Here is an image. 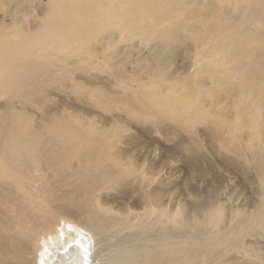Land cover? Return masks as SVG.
Masks as SVG:
<instances>
[{
  "label": "bare ground",
  "instance_id": "obj_1",
  "mask_svg": "<svg viewBox=\"0 0 264 264\" xmlns=\"http://www.w3.org/2000/svg\"><path fill=\"white\" fill-rule=\"evenodd\" d=\"M0 7L5 9L0 13V264H112L101 254L105 241L113 245L116 261L139 264L131 261L141 247L115 246L106 224L102 226L96 216L64 218L70 203L86 192L90 178L79 185L69 183L66 170L55 167L58 155L49 150L80 149L85 139L97 145L104 142L103 133L101 137L98 131L83 133L76 119L79 128L69 123L68 113H46V118L54 119L31 130L30 120L18 111L20 96L34 92L37 76L66 72L70 58L91 64L102 53L106 59L98 69L90 68L105 71L107 59L114 58L107 50L117 42L131 47L135 40V47L144 44L153 50L152 63L141 58L140 68L165 74L166 67L154 60L181 51L179 62L185 74L192 73V86L183 91L186 96L181 91L163 95L155 91L149 100L154 115L159 117L162 99L175 103L178 114L192 124L206 123L211 135H222V124L229 120L247 131L251 125L262 126V135L254 140L264 144V0H0ZM115 78L124 90L131 87L118 68ZM137 83L133 88L140 89L139 78ZM190 106L188 116L184 111ZM59 129L62 137L56 139ZM229 134L238 143V130ZM241 156L249 158L264 178V146L260 151L248 147ZM70 167L76 172L81 165ZM44 177L49 186H36ZM57 177L64 189L47 190ZM19 187L34 190L22 192ZM36 198L47 207L38 208ZM60 216L64 223H57ZM150 254L147 264H157L159 253Z\"/></svg>",
  "mask_w": 264,
  "mask_h": 264
},
{
  "label": "rangeland",
  "instance_id": "obj_2",
  "mask_svg": "<svg viewBox=\"0 0 264 264\" xmlns=\"http://www.w3.org/2000/svg\"><path fill=\"white\" fill-rule=\"evenodd\" d=\"M4 11L0 7V13ZM131 42V47L117 42L107 50L114 58L107 59L105 71L97 70L106 59L102 53L94 56L96 63L87 57L91 64L70 58L66 72L38 75L34 92L19 98L23 103L18 101V111L30 120L31 130L54 119L46 118V113H68L69 123L75 128L80 124L83 133L98 131L100 137L103 133L104 142L97 145L85 139L80 149L63 146L61 153L49 150L58 155L55 167L66 170L69 183L79 185L90 178L86 192L70 203L64 218L96 216L102 226L106 224L115 246L123 250L141 247L131 263L147 264L146 258L155 250L157 264H264V178L249 158L241 156L248 147L262 150L264 144L254 140L255 135H262V126L251 125L247 131L229 120L222 124V135H211L206 123L192 124L178 114L175 103L166 104L162 99L164 106L156 117L150 96L187 91L193 76L182 70L178 50V54L154 60L166 67L165 74L140 68L141 58L152 63L153 50ZM95 49L100 50L98 45ZM116 67L123 71L130 88L124 90L123 83L116 81ZM137 78L143 84L140 89L133 88L138 86ZM192 110L190 106L184 113L190 116ZM151 118L155 120L145 121ZM235 129L238 143L229 134ZM54 136L62 137L60 129ZM70 163L81 168L75 172ZM59 181L57 177L47 190L64 189V182ZM35 185L49 186V180L44 177ZM35 200L38 208L47 207L39 198ZM64 218H57V223H64ZM240 225L242 231H238ZM106 242L101 246L104 261L129 264L116 261L113 245Z\"/></svg>",
  "mask_w": 264,
  "mask_h": 264
},
{
  "label": "water",
  "instance_id": "obj_3",
  "mask_svg": "<svg viewBox=\"0 0 264 264\" xmlns=\"http://www.w3.org/2000/svg\"><path fill=\"white\" fill-rule=\"evenodd\" d=\"M67 264H75L73 261H71L70 263H67Z\"/></svg>",
  "mask_w": 264,
  "mask_h": 264
}]
</instances>
